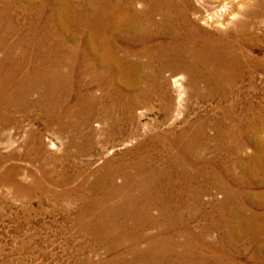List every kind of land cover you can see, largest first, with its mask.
<instances>
[{"label": "bare ground", "instance_id": "6f19581e", "mask_svg": "<svg viewBox=\"0 0 264 264\" xmlns=\"http://www.w3.org/2000/svg\"><path fill=\"white\" fill-rule=\"evenodd\" d=\"M36 1L55 8L48 15L32 7ZM74 1L81 2L0 0V137L17 126L15 114L32 118L39 110L35 121L71 136L62 158L73 165L142 139L98 168L67 163L58 171V160L45 154L33 130L25 155L42 164V179L23 187L12 179L17 168L3 179L10 178L18 193L50 196L59 210L79 202L74 226L91 244L117 254L115 264H264V109L248 106L239 115L235 106L226 107L222 118L167 131L160 129L164 121L149 127L138 115L170 119L171 83L179 106L187 94L228 102L245 79L254 86L264 58L246 47L248 18L258 14L246 12L248 18L230 28L242 0H82L87 5L80 14L69 10ZM211 3L237 4L216 21ZM211 23L224 30H211ZM248 147L253 152L235 162L243 166L235 173L230 162ZM43 181L53 188L43 189ZM210 186L225 193L217 203L222 212L193 230L176 214L184 210L177 204L192 197L190 210L199 211Z\"/></svg>", "mask_w": 264, "mask_h": 264}, {"label": "rangeland", "instance_id": "374dc122", "mask_svg": "<svg viewBox=\"0 0 264 264\" xmlns=\"http://www.w3.org/2000/svg\"><path fill=\"white\" fill-rule=\"evenodd\" d=\"M80 1L72 2L68 6L69 10L75 9L73 12L80 14V8L87 5L82 0ZM36 2L33 3L32 7L42 8L41 10L45 9L48 15L55 8L51 2ZM242 2L243 6L238 10V18L233 20L229 27L232 28L235 22L240 19H247L246 12H256L258 16L248 18L251 32L247 37L249 47L246 48H250L249 50L252 51L254 56L264 58V0H242ZM236 4L211 3L207 7L209 9V16L214 17L216 21H223ZM212 25L214 28H209L213 31L224 30L217 23ZM263 75L264 70L259 71L255 75L254 86L250 85L249 79H245L238 88L231 91V98L228 102L220 98L197 100L187 94L182 105L179 106L178 91L172 86V83H169L176 98L174 103L175 111L172 117L164 120L165 115L163 113H145V111H141V113L139 111L138 115L141 116V123L148 124L149 127L155 126L159 120L164 121L160 129H166L165 131H167L170 127L175 126L184 128L187 123L196 127V122L199 119L222 118V113L226 107L235 106L236 114L239 115H245L244 113L248 106L263 110ZM184 86L186 87V84ZM38 114H40L39 110L33 113L34 118L15 114L14 120L18 122L17 126L10 128L5 133L1 132L3 136L0 137V155L4 159L0 165V264H103L104 262V264H115L111 259H113V256H117V254H110L100 244H91L89 237L80 233L74 226L76 210L80 206L79 202L70 204V208L67 205L65 206V210H59L56 208L55 202H53L50 196L42 195L39 192L33 195L27 191L18 193L17 186L15 187V184L10 182V178L3 179V174L10 168H17L19 172L12 179L18 180L26 188L33 186L36 176L42 179V175H44L42 164L40 162H33L25 155L27 150L24 147V142L33 130H36L42 138L45 154L50 158L56 157L58 160V165L56 164L55 166H58V171L61 169L60 166L62 167V165L67 163L71 165L70 168L79 166L98 168L107 160L117 158L122 153L132 149L142 138L135 137L130 139L131 143L125 142L118 144L116 147H106L103 155H100L98 150L90 156L81 157L77 161V164L73 165L68 160H65L64 157L62 158L64 153L70 150L68 144L71 136L59 132L57 129L52 128V126L47 127L41 120L35 121ZM208 133L209 135H213L214 131L212 127L208 128ZM252 152L253 149L250 147L242 149L240 155L236 157L237 159H233L230 162V166L233 167L232 169L235 170L238 168L242 170V163L240 166H237L235 162L240 161V159L244 160L243 158H247ZM215 154L213 151H209V156ZM8 155H14V158H5ZM219 157L221 161L222 155H219ZM50 166L52 165L46 166L47 170L54 167ZM228 183H230L229 185H234L233 182L232 184L231 182ZM77 184L72 185L76 186ZM42 188L49 190L53 188V185L49 181H43ZM234 188L237 189L238 187L234 185ZM206 190L207 192L202 194L201 202L203 207L199 211L194 209L190 210L194 202H196L192 197L185 198L183 204H177L181 208L184 206V210L181 209L176 214L181 215L185 219L183 222L191 224L190 227L193 230L205 226L208 216H218L222 212L217 203H223L225 201L224 191L214 186H210ZM154 213L156 214V211ZM195 216L197 217L195 218ZM213 232L215 233L216 231ZM130 248L134 247L130 246ZM176 262L177 260L174 261V263Z\"/></svg>", "mask_w": 264, "mask_h": 264}]
</instances>
